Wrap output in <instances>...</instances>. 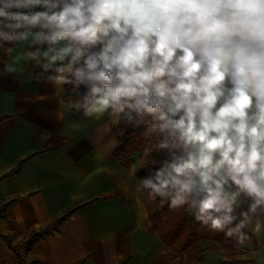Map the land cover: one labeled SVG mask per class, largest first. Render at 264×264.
<instances>
[{"label": "clouds", "instance_id": "1", "mask_svg": "<svg viewBox=\"0 0 264 264\" xmlns=\"http://www.w3.org/2000/svg\"><path fill=\"white\" fill-rule=\"evenodd\" d=\"M0 53L62 108L143 126L150 200L264 235V0H0Z\"/></svg>", "mask_w": 264, "mask_h": 264}, {"label": "crops", "instance_id": "2", "mask_svg": "<svg viewBox=\"0 0 264 264\" xmlns=\"http://www.w3.org/2000/svg\"><path fill=\"white\" fill-rule=\"evenodd\" d=\"M21 67L31 71L25 62ZM63 95H73L71 86ZM116 124L107 115L95 120L62 108L52 85L26 73L0 75V237L19 244L70 212L28 258L36 264H179L149 220L145 193L137 191L147 149L114 160ZM249 234L234 256L212 248L204 260L264 264V235ZM0 264H19L2 239Z\"/></svg>", "mask_w": 264, "mask_h": 264}, {"label": "trees", "instance_id": "3", "mask_svg": "<svg viewBox=\"0 0 264 264\" xmlns=\"http://www.w3.org/2000/svg\"><path fill=\"white\" fill-rule=\"evenodd\" d=\"M113 131L116 134L114 160H125L150 146L145 141L143 126L116 124ZM147 166L146 164L139 168L137 177L141 178L146 175ZM144 193L149 206V220L158 228L161 242L171 247L180 257L179 264H209L204 260L203 252L212 248L225 249L230 252L231 256L240 250L241 245L235 239H226L224 233L218 230L210 231L207 227L197 223L186 209H172L167 204L161 207L159 198L150 200L147 193ZM7 205L5 203L1 209ZM69 214L70 212L39 230L30 231L19 244L12 245L6 237H0V239L6 243L7 248L14 254L19 264H36V261L28 258L27 254L39 240L57 232L60 224Z\"/></svg>", "mask_w": 264, "mask_h": 264}, {"label": "rangeland", "instance_id": "4", "mask_svg": "<svg viewBox=\"0 0 264 264\" xmlns=\"http://www.w3.org/2000/svg\"><path fill=\"white\" fill-rule=\"evenodd\" d=\"M145 141H146V139H145ZM148 145H150L149 147H153L154 146V142L153 143H151V144H148ZM149 147H146L145 149H147V148H149ZM152 223V222H151ZM152 226L156 229V231L158 232L159 230H158V228L154 225V224H152ZM171 248V247H170ZM172 249V248H171Z\"/></svg>", "mask_w": 264, "mask_h": 264}]
</instances>
